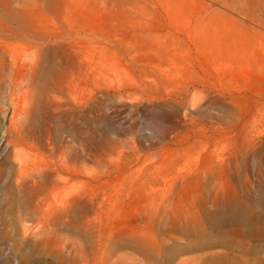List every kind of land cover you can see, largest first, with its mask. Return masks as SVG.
I'll list each match as a JSON object with an SVG mask.
<instances>
[{
    "label": "rangeland",
    "instance_id": "374dc122",
    "mask_svg": "<svg viewBox=\"0 0 264 264\" xmlns=\"http://www.w3.org/2000/svg\"><path fill=\"white\" fill-rule=\"evenodd\" d=\"M13 13L78 44L60 67L67 104L48 111L64 149L53 153L75 162L100 220L139 227L161 257L122 252L151 264L264 261V0H0V17ZM9 188L0 168V264H81L67 247L21 262L17 242H41L21 237ZM228 207L255 219L216 225Z\"/></svg>",
    "mask_w": 264,
    "mask_h": 264
},
{
    "label": "bare ground",
    "instance_id": "6f19581e",
    "mask_svg": "<svg viewBox=\"0 0 264 264\" xmlns=\"http://www.w3.org/2000/svg\"><path fill=\"white\" fill-rule=\"evenodd\" d=\"M27 9L24 5L23 11ZM76 45L65 43L58 34L34 30L28 17L16 13L0 17V124L5 119L7 122L0 134V140L2 137L5 143L0 153L6 147L0 157V168L10 187L4 200L11 209L17 207L19 219L22 216L21 237L41 242L29 244L25 251H21L17 242L14 252L22 263L33 251L42 252L44 247L55 251L67 247L81 264H151L122 250L133 248L154 261L161 257L157 242H150L137 226L100 220L97 213L102 210L101 202L95 194L84 190L87 182L80 179L75 162L68 163L53 153L55 150L57 154L60 146L52 145L50 123L54 118L48 111L57 109L61 102L67 104L59 99L66 94L61 88L60 67L67 52L78 60ZM232 216L249 223L255 219L242 208L228 207L214 222L218 225ZM164 252L170 256L171 246ZM251 264H264V261L255 259Z\"/></svg>",
    "mask_w": 264,
    "mask_h": 264
}]
</instances>
